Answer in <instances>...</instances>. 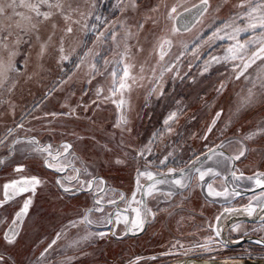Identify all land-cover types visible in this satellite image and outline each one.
Wrapping results in <instances>:
<instances>
[{
	"label": "rangeland",
	"instance_id": "rangeland-1",
	"mask_svg": "<svg viewBox=\"0 0 264 264\" xmlns=\"http://www.w3.org/2000/svg\"><path fill=\"white\" fill-rule=\"evenodd\" d=\"M242 2L246 7H239ZM60 3L64 14L42 6L41 11L53 15L39 23L35 19L29 22L22 17H0V63L7 65L9 54L14 53L12 69L0 77V184L32 176L42 181L34 195L27 192L0 204V220L5 221H0V238L5 239L6 232L11 236L14 227L19 246L27 245L17 255L0 254L4 258L0 264L73 263L75 246L65 240L67 233L61 220H84L85 216L97 220L102 213L97 208H104L100 198L87 193L84 181L92 180L100 192L107 185L108 198L114 191L109 201L116 203L107 208L119 214L121 224L125 217L117 212V205L124 208L125 197L120 200V194L125 196V189L136 184L138 178L147 186L154 182L146 176L138 177V171L152 172L155 180L167 181L154 190L156 194L163 187V201L168 190L182 189L172 181L180 178L187 186L196 168L219 172L204 181L216 191L225 189L220 177L230 174L233 161L234 169L264 172V60L257 59L239 75L242 61L225 59L230 55L227 49L237 41L262 38L260 28L236 29L247 28V12L264 0H251L250 5L249 0H207V6L202 0H135V7L133 0ZM17 11L34 17L27 8ZM262 12L264 9L253 15L258 18ZM68 27L73 29L71 33H67ZM112 32L116 33L114 40ZM161 38L172 41L170 46L164 45L162 60L158 46ZM258 47V43L249 44L246 50L251 53ZM62 55L69 59L62 60ZM121 83L125 84L123 89ZM121 116L127 122L116 127ZM30 140L37 143H28ZM65 143L72 148L60 163L71 166L63 172L46 167L44 161L50 157L38 149L51 145L55 154ZM246 148L250 149L247 160L225 159ZM141 151L143 156L138 155ZM165 158L166 163L161 164ZM117 159L123 163H115ZM169 169L175 174L168 176ZM101 179L103 184L99 183ZM57 180L71 191L65 192ZM230 195L227 201L237 197ZM29 197L32 203L27 214L13 226L15 213ZM161 200L154 198L150 207ZM34 220L37 222L29 227L34 231L23 241L26 227ZM180 230L174 241L179 246L177 252L160 256L153 252L147 259L136 254L132 260L128 252L120 262L117 256L123 249L119 248L109 264H173L187 258L194 252L188 246L203 242L196 239L197 235L188 237L190 228ZM103 234L100 237L107 233ZM31 236L36 240H30ZM93 240H84L92 259L86 263L101 264L108 251L100 245L94 256ZM100 243L102 239L96 241L97 246ZM210 244L208 255L220 254L213 223ZM224 252L230 256L229 250ZM16 256L19 263L12 260Z\"/></svg>",
	"mask_w": 264,
	"mask_h": 264
},
{
	"label": "flooded vegetation",
	"instance_id": "flooded-vegetation-1",
	"mask_svg": "<svg viewBox=\"0 0 264 264\" xmlns=\"http://www.w3.org/2000/svg\"><path fill=\"white\" fill-rule=\"evenodd\" d=\"M234 167L235 162L230 174L228 176L226 175V177H220V180L230 193H240V195H230V197L237 196L233 197L234 199H231V201H227L223 196L219 197V200H213V196H209L206 191L209 183L201 182L197 173L192 176L190 183L186 187L182 189L176 188L173 191L168 190V193H171V195H168L164 201L163 197L166 193L163 187L156 194L153 191L152 195H145L144 193L147 191L148 186L143 181L140 183V185L144 186L143 191H137V185L132 183L131 188V185H129L125 189L127 194L124 196V208L117 205L119 209L117 212L123 214L128 220L127 223H125V219L124 221L122 220L121 224L119 222L117 223L115 218L117 215L112 213L113 209L108 210L107 208V205H111L109 198L115 195L114 191H112L113 196L108 198V195H106V193L108 194V186L105 185V187H102L101 189L104 191L100 192L96 191V187H94L96 184H94L92 185L93 191L90 192L88 188L86 189L87 193L94 195V199L100 198L103 202L104 208H101V217L98 216L97 220H77L76 225L73 220H70L67 229L72 231L71 238H74L76 235L82 236V225L86 224L89 226L92 232V239H95L93 240L95 242L94 256L98 255L97 251L100 245L102 248L106 246L108 251V256H106L101 264H109V259L116 257L119 248L123 249L122 254L118 253L117 256L120 257V262L123 259L125 260L128 252L131 260L137 256L136 254L142 255L141 257L147 259L154 254L153 252H156V256L177 252L179 246L177 244L174 245V241L178 239L180 229L183 230L184 228H190L189 233H187L188 237L197 235L196 239H202L199 242H203L188 246L194 252L191 255H187V258L204 260H223L226 258L232 260L264 259V212L257 209L256 212L249 215L243 211L249 205L250 201H252L253 205L257 203L256 198L260 197L264 189L257 187L254 181L251 182L247 179L254 172L234 169ZM233 171L236 172L237 176L243 173V177L239 180L234 179L232 176ZM252 177H255V175ZM232 182H237V184L235 183L234 185ZM223 190L220 189L219 191ZM134 191H136V201H143V203H136L131 200ZM194 192H197V197ZM205 196L208 198L207 200ZM154 198H161L162 200L150 207ZM119 199L121 200V196ZM238 199L245 200L237 202ZM132 208L141 209L143 225L140 228L132 226V221L136 219V214L131 210ZM226 208L236 209L238 211L225 212ZM146 209L150 211L146 212ZM106 214H110L111 217L107 218ZM102 217L104 218L100 220ZM217 217H220V219L217 220ZM109 220H111V223H109ZM212 223L214 234L220 245V254L215 256L208 255L212 251L210 244ZM217 230L220 233L219 236L216 235ZM100 233L107 234L105 237H100ZM84 234H88V231ZM68 237L69 235L66 236V239ZM71 238L70 240L68 239L70 243L72 242ZM99 239H102L103 243L97 246L96 241ZM116 242H122V244H117ZM86 249L78 251L77 254H81V256L79 255L77 257L84 256L86 260V257H89ZM227 250L230 251L228 253L230 256H227V253L224 252ZM90 259L91 257H89Z\"/></svg>",
	"mask_w": 264,
	"mask_h": 264
},
{
	"label": "snow or ice",
	"instance_id": "snow-or-ice-1",
	"mask_svg": "<svg viewBox=\"0 0 264 264\" xmlns=\"http://www.w3.org/2000/svg\"><path fill=\"white\" fill-rule=\"evenodd\" d=\"M202 3L207 6V0H202ZM251 4V0H249V5ZM42 6H47L49 9H59L61 11V14L63 13V5L60 3V0H56L55 3H51L50 0H0V17H8L9 20H11L13 17H22L25 20H28L29 22H31L33 19H35L37 21V23L43 21V20H48L51 18V16L53 15V13L51 11H41V7ZM133 7H135V0H133ZM239 7H246L245 3H241L239 5ZM18 8H27L29 10L30 13H34V17L33 16H23V14L19 11H17ZM261 9H264V4H258L255 6L251 7V11L247 12V19L249 21L247 28H237L236 31H247L248 29H256V28H260L262 30V38L259 41H247L246 43H240L239 41H237V43L232 46L229 47L227 49V52L230 54L229 56H226L225 59H232V60H240L242 61L241 64V71L239 73V75H243L244 71H246L251 64L255 63L257 59H261L264 60V12L261 13V15L257 18L256 16H254L253 14L256 13L257 11H260ZM158 10V9H157ZM172 11L174 12L175 9L173 8ZM199 14V13H198ZM65 19H69V17L67 15L64 16ZM11 25H9L10 27ZM33 29L37 28V24L33 23L32 25ZM17 27H19V25H17ZM142 27V25H141ZM21 31H23V29H21ZM67 33H71L73 31V29L71 27L66 28ZM100 35H104L103 33H101ZM113 40L116 37V33L112 32L111 33ZM221 39H223V37H219ZM172 41L170 39H164L161 38L160 42H159V48H160V59L162 60L164 58V55L166 54L164 51V45H171ZM254 43H258L259 47L257 48V50L252 51L251 53H249L246 49L247 46L249 44H254ZM60 52L63 53L64 49L63 47L60 48ZM14 55V53H10L9 54V62L7 65L0 63V77H4L6 72L12 69V65H11V56ZM247 56V61H245V57ZM62 60H68L69 56L68 55H62L61 56ZM79 66V65H77ZM115 73H113V76L115 77ZM129 75L128 73V69L125 68L124 70V76L127 77ZM237 78H239V76H237ZM125 87L124 83L120 84V88L123 89ZM113 92H115V89L112 90ZM114 103H116V101H113ZM123 103V101H121L120 103L117 104V107L119 108L121 106V104ZM175 114H173L174 116ZM217 116H219V113L217 114ZM172 117H170L171 119ZM127 121L124 119L123 116H121L117 123H116V127H120L121 124L126 123ZM168 121H165V124H167ZM213 123H215V121H213ZM209 131H211V128H209ZM28 143H32L35 144L37 143L35 140H30L28 141ZM219 147H223V145H220ZM61 150H57V152L55 154H53L52 151V146L48 145L45 146L43 148L38 149V151L43 152V153H47V156L50 157L49 159H45L44 163L45 166L48 168H53L55 171L57 172H63L67 170V167L71 166L69 165H65V164H61L60 163V159L62 156H67L70 154V149L72 148L71 144L65 143L63 145L60 146ZM143 152L141 151L138 155L143 156ZM219 155L223 156L224 153H219ZM245 155V150L241 149L239 151V153L235 156V157H225V159H234V160H239L241 157H243ZM208 159H210L211 157H207ZM52 161H55L56 163H52ZM115 163L120 164L123 163V161L117 159L115 161ZM161 164H165L166 163V158L165 160H161L160 161ZM74 171H77V173H79L78 169H73ZM16 171L20 172L23 171L22 168H17ZM195 171L198 173L199 175V180L201 182L205 181V177L208 175H219V172H215L212 168H208L205 171H201L200 168H196ZM175 174V170L173 169H169L168 170V176H172ZM184 174V170L181 169V175ZM140 176H146L147 179L149 181H154L152 184H150L147 187V191L144 193L145 195H152L153 191L156 188L157 184H164L167 181L165 179H160V180H155L154 179V174L152 172H148V171H138V177ZM232 176L234 179H241L243 177V173L240 174V176L236 175V172L233 171L232 172ZM264 173H256L255 174V178L252 176L247 177L248 180L252 181L254 179V183L257 187L264 189ZM73 179H78L77 177H73ZM226 179V178H225ZM42 181L36 177V176H32V177H28V178H21L19 180H13L10 183H7L3 186L4 192V200L2 202H0V204L3 203H7L9 200L13 199L15 196L17 195H21L23 193L26 192H31L33 195L36 192V188L41 185ZM84 184H86L88 186L89 189H91L92 185H93V181L89 180V181H84ZM100 184H103L104 181L101 179L99 181ZM172 183H174L175 185L183 188L186 187V185L182 182L181 179L177 178L174 179L172 181ZM57 184L60 185V187L63 188V190L65 192H69L71 191V189H69L68 187H65L64 184L60 181L57 180ZM137 184V191H143L144 190V186L140 185L139 183V178L136 181ZM101 191H103V189H101ZM207 192L209 196H213V197H221L223 196L225 199H227V197L231 194V195H240L239 192H232L229 193L228 189L225 188L223 191H216L213 189L212 184L209 183L207 185ZM168 195H171V193H168ZM264 192H262L260 194V197H257V203L255 205H253L252 201L249 202V205L247 207H245L243 209L244 212H247L249 215H252L254 212L257 211V209H259L261 212H264ZM121 199H124L123 194H121ZM131 200L133 202L136 203H143V201H136V191L133 192L132 198ZM32 200L29 197L28 199H26L23 203V206L21 208V210L19 212L16 213L15 218L12 221V225L16 226L18 225V223L20 222L21 218L24 217L29 209V206L31 205ZM100 201L96 200V204L99 205ZM109 203H116V201L112 200L109 201ZM97 210H102L97 208ZM133 212H135L136 214V219L132 221V226L136 227V228H140L143 225V220L141 219V209L140 208H132L131 209ZM150 211V210H145ZM235 212L238 211L236 209H225V212ZM223 215V214H221ZM125 219V223L128 222L127 217L124 218ZM220 217H217V220H219ZM84 220H87V217H84ZM90 222V221H88ZM117 222H119V214H117ZM109 223H111V220H109ZM12 231V235L9 236L8 233H5V240L9 243L12 244L15 242V237L16 235H18V233L15 231V228L13 227L11 229ZM99 235L103 236V233H100ZM216 235L219 236L220 233L217 230ZM59 238V236L57 237ZM55 243V241H53V244ZM43 255V254H42ZM3 257L0 256V262L3 261Z\"/></svg>",
	"mask_w": 264,
	"mask_h": 264
},
{
	"label": "crops",
	"instance_id": "crops-1",
	"mask_svg": "<svg viewBox=\"0 0 264 264\" xmlns=\"http://www.w3.org/2000/svg\"><path fill=\"white\" fill-rule=\"evenodd\" d=\"M252 142V141H251ZM250 143V142H249ZM245 144V143H244ZM245 150V155L242 157L243 158V160H247V157H248V154H249V150L250 149H244ZM254 156V155H253ZM254 158H255V156H254ZM259 158V157H258ZM234 160V159H233ZM233 165H234V161H233ZM256 173H264V172H256ZM256 173H253V174H251L252 176H254ZM5 184L3 183V184H0V188H1V190H2V197H1V200H0V202H2L3 201V199H4V195H3V192H4V189H3V186H4ZM27 193V192H26ZM24 194V193H23ZM21 195H17V196H15L13 199L14 200H16L15 198H17V197H20ZM6 214V213H5ZM14 214V213H13ZM16 214V213H15ZM12 217V216H11ZM5 218H7V215H6V217ZM76 219H78V218H76ZM1 221V223L3 224L5 221H3V220H0ZM38 221H40V220H38ZM62 222H61V225L63 224L64 226H63V228H64V231L67 233V235L66 236H68L69 235V237L67 238V240L69 239L70 240V238H71V230L70 229H67L68 227V224H69V222H70V220H61ZM74 221V224L76 225L77 223H76V221L77 220H73ZM37 222V220H34L29 226H27L26 227V229H27V232L26 233H24L23 234V241H26L27 239H29V237H30V235H31V233L34 231V230H30V226L31 225H33V224H35ZM20 224V223H19ZM78 224H80V223H78ZM88 229H87V228ZM88 231V234H84L85 232H87ZM81 234H82V236L81 235H76L74 238H71L72 239V244L75 246V248H73L72 249V251H74L75 252V257H76V259H74V261H73V263H71V264H87L86 262H88V261H90V260H92V259H90V260H85V257L83 256V257H77V256H81V254H77V252L78 251H80V250H84V249H86L85 248V243H84V240H92V232L90 231V228H89V226L88 225H82V230H81ZM25 234L27 235V238L25 239ZM84 234V235H83ZM66 236H65V240H66ZM31 239H34V240H36V237L35 236H31V238H30V240ZM63 239V238H62ZM15 244V245H14ZM13 246H14V248H13ZM17 246H19V241H18V238L17 237H15V242L14 243H12V244H9L5 239H3V238H0V254L1 255H4L5 254V256H10L11 254H12V256L14 255V254H18L19 252H20V250H21V248L22 247H26L27 245H21V246H19V247H17ZM73 255V254H72ZM94 259V258H93ZM12 260L15 262V263H19V257L18 256H16L15 257V259L14 258H12ZM66 262H67V260H64V261H62V263L61 264H66ZM68 264V263H67Z\"/></svg>",
	"mask_w": 264,
	"mask_h": 264
},
{
	"label": "water",
	"instance_id": "water-1",
	"mask_svg": "<svg viewBox=\"0 0 264 264\" xmlns=\"http://www.w3.org/2000/svg\"><path fill=\"white\" fill-rule=\"evenodd\" d=\"M235 245V244H234ZM173 264H264V259L256 260H204L185 258L174 262Z\"/></svg>",
	"mask_w": 264,
	"mask_h": 264
}]
</instances>
